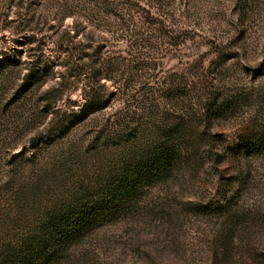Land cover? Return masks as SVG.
<instances>
[{
	"label": "rangeland",
	"instance_id": "obj_1",
	"mask_svg": "<svg viewBox=\"0 0 264 264\" xmlns=\"http://www.w3.org/2000/svg\"><path fill=\"white\" fill-rule=\"evenodd\" d=\"M1 61L0 264H264V0H0Z\"/></svg>",
	"mask_w": 264,
	"mask_h": 264
},
{
	"label": "trees",
	"instance_id": "obj_2",
	"mask_svg": "<svg viewBox=\"0 0 264 264\" xmlns=\"http://www.w3.org/2000/svg\"><path fill=\"white\" fill-rule=\"evenodd\" d=\"M13 64H9L5 61H1L0 62V79L4 74V70L6 71V68H8L9 66H12ZM36 80L39 79V75H37L35 77ZM53 91H49L48 94L46 95V99L50 100V102H53L55 100H58L59 96L56 97H52L50 93H52ZM85 106H84V110H90V113L93 112L94 110H96L97 108L100 107V104L98 103L97 105V101H92L90 100V98H88L87 96H85V102H84ZM96 104V105H95ZM96 106V107H95ZM62 131V128L60 129Z\"/></svg>",
	"mask_w": 264,
	"mask_h": 264
}]
</instances>
